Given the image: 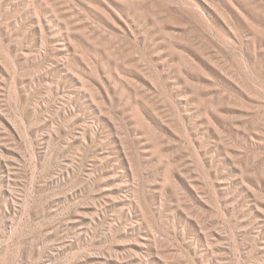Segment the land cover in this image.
<instances>
[{
    "label": "rangeland",
    "instance_id": "rangeland-1",
    "mask_svg": "<svg viewBox=\"0 0 264 264\" xmlns=\"http://www.w3.org/2000/svg\"><path fill=\"white\" fill-rule=\"evenodd\" d=\"M0 264H264V0H0Z\"/></svg>",
    "mask_w": 264,
    "mask_h": 264
}]
</instances>
